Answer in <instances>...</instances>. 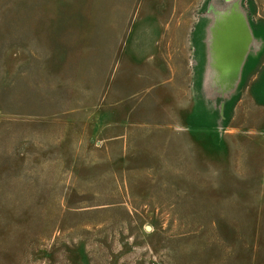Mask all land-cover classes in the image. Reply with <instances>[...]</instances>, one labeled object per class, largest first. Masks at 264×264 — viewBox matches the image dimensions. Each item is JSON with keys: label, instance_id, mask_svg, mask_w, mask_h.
<instances>
[{"label": "rangeland", "instance_id": "obj_1", "mask_svg": "<svg viewBox=\"0 0 264 264\" xmlns=\"http://www.w3.org/2000/svg\"><path fill=\"white\" fill-rule=\"evenodd\" d=\"M227 1L220 96L223 0H0V264H264V0Z\"/></svg>", "mask_w": 264, "mask_h": 264}, {"label": "water", "instance_id": "obj_2", "mask_svg": "<svg viewBox=\"0 0 264 264\" xmlns=\"http://www.w3.org/2000/svg\"><path fill=\"white\" fill-rule=\"evenodd\" d=\"M211 21L206 33L209 60L206 82L215 93L225 96L238 86L247 55L256 45L255 37L237 2L212 11Z\"/></svg>", "mask_w": 264, "mask_h": 264}, {"label": "flooded vegetation", "instance_id": "obj_3", "mask_svg": "<svg viewBox=\"0 0 264 264\" xmlns=\"http://www.w3.org/2000/svg\"><path fill=\"white\" fill-rule=\"evenodd\" d=\"M232 3H233V1L230 2V1H227V0H223V2L222 3L220 2V4L219 3H213L212 2V3H209L207 11L208 12H210V11L212 12L215 9H221V8H224V7L226 8V7H228ZM211 22L212 21H210L209 24H208V26H207L206 33H208V28L210 27ZM206 39H207V36H206ZM206 43H208V39H207V42ZM256 43H257V40L255 39V44ZM252 48H253V46H252ZM247 58H248V56H247ZM246 61H247V59H246ZM208 63H209V60H208ZM224 104H225V100L219 101V108L222 107V109H223Z\"/></svg>", "mask_w": 264, "mask_h": 264}]
</instances>
